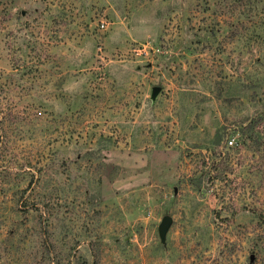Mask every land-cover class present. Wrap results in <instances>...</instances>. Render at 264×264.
Returning <instances> with one entry per match:
<instances>
[{
  "label": "rangeland",
  "instance_id": "1",
  "mask_svg": "<svg viewBox=\"0 0 264 264\" xmlns=\"http://www.w3.org/2000/svg\"><path fill=\"white\" fill-rule=\"evenodd\" d=\"M0 264H264V0H0Z\"/></svg>",
  "mask_w": 264,
  "mask_h": 264
},
{
  "label": "water",
  "instance_id": "2",
  "mask_svg": "<svg viewBox=\"0 0 264 264\" xmlns=\"http://www.w3.org/2000/svg\"><path fill=\"white\" fill-rule=\"evenodd\" d=\"M156 90H157V89H156ZM168 220H169V216H164V218H163V222H162V224H161V229H162V230L165 228V226H166Z\"/></svg>",
  "mask_w": 264,
  "mask_h": 264
},
{
  "label": "built area",
  "instance_id": "3",
  "mask_svg": "<svg viewBox=\"0 0 264 264\" xmlns=\"http://www.w3.org/2000/svg\"><path fill=\"white\" fill-rule=\"evenodd\" d=\"M227 143H228L229 145H232V144H233V139H228V140H227Z\"/></svg>",
  "mask_w": 264,
  "mask_h": 264
}]
</instances>
